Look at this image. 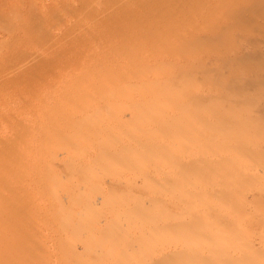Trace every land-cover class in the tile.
<instances>
[{"label": "bare ground", "instance_id": "1", "mask_svg": "<svg viewBox=\"0 0 264 264\" xmlns=\"http://www.w3.org/2000/svg\"><path fill=\"white\" fill-rule=\"evenodd\" d=\"M128 2L111 67L0 90V264H264V0Z\"/></svg>", "mask_w": 264, "mask_h": 264}, {"label": "rangeland", "instance_id": "2", "mask_svg": "<svg viewBox=\"0 0 264 264\" xmlns=\"http://www.w3.org/2000/svg\"><path fill=\"white\" fill-rule=\"evenodd\" d=\"M129 2L0 0V90L9 95L14 88L30 89L33 81L42 80L44 75L87 67L80 63L93 59L102 62L101 68L111 67L108 55L122 54L127 39L122 28L132 16L125 15L122 8ZM134 17L140 23L137 12ZM13 73H18L15 79L3 77Z\"/></svg>", "mask_w": 264, "mask_h": 264}]
</instances>
